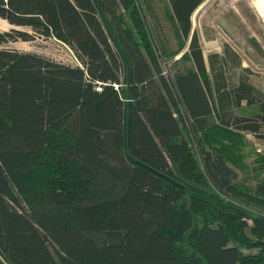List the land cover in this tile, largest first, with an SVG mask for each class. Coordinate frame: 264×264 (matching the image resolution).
<instances>
[{
	"label": "trees",
	"instance_id": "1",
	"mask_svg": "<svg viewBox=\"0 0 264 264\" xmlns=\"http://www.w3.org/2000/svg\"><path fill=\"white\" fill-rule=\"evenodd\" d=\"M205 1L0 0L27 29L0 46L40 36L79 62L0 60V264H264V157L251 171L234 134L261 136L264 92L205 65Z\"/></svg>",
	"mask_w": 264,
	"mask_h": 264
},
{
	"label": "rangeland",
	"instance_id": "2",
	"mask_svg": "<svg viewBox=\"0 0 264 264\" xmlns=\"http://www.w3.org/2000/svg\"><path fill=\"white\" fill-rule=\"evenodd\" d=\"M156 1H158V9H161L165 0ZM162 22L166 38H170L174 43L176 40L170 23L163 20ZM0 23V32H9L12 29L27 31L25 28L13 27L2 19ZM191 25L193 27L191 42L194 37L198 39L208 68L210 57L217 55L219 64L227 69L225 76L228 83L237 84L241 74H244L248 76L253 86L264 92V0H206L191 17ZM227 48L239 55V67L228 56ZM19 53L37 54L63 65H79L75 53L69 47L57 40H46L40 36L32 42L0 46V60L4 66L8 58H14ZM165 71L166 75H169L168 68ZM242 105L243 107L236 110L237 113L239 110L240 116L253 117L259 112L257 105H246L245 102ZM234 134L240 135L245 144V147L241 148V155L250 154L246 162L251 171L260 168L257 157H264V128L261 129V136L258 137L244 133ZM228 144L231 145L232 154L233 143L228 142Z\"/></svg>",
	"mask_w": 264,
	"mask_h": 264
},
{
	"label": "built area",
	"instance_id": "3",
	"mask_svg": "<svg viewBox=\"0 0 264 264\" xmlns=\"http://www.w3.org/2000/svg\"><path fill=\"white\" fill-rule=\"evenodd\" d=\"M165 75H166V73H165ZM116 88H118V86H116Z\"/></svg>",
	"mask_w": 264,
	"mask_h": 264
},
{
	"label": "bare ground",
	"instance_id": "4",
	"mask_svg": "<svg viewBox=\"0 0 264 264\" xmlns=\"http://www.w3.org/2000/svg\"><path fill=\"white\" fill-rule=\"evenodd\" d=\"M1 24V23H0Z\"/></svg>",
	"mask_w": 264,
	"mask_h": 264
}]
</instances>
